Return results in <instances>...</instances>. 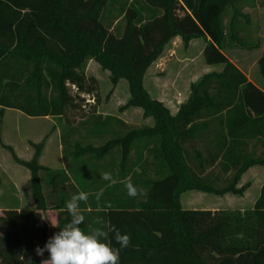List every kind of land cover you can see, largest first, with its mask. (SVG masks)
I'll list each match as a JSON object with an SVG mask.
<instances>
[{
    "label": "trees",
    "instance_id": "1",
    "mask_svg": "<svg viewBox=\"0 0 264 264\" xmlns=\"http://www.w3.org/2000/svg\"><path fill=\"white\" fill-rule=\"evenodd\" d=\"M111 1L0 0L2 109L60 117L67 125L83 120L85 96L97 92L96 80L84 71L93 60L108 71L113 86L127 82L129 97L122 107H137L153 121L133 127L97 115L94 107L89 112L98 128L94 134L108 132L111 123L117 128L98 146L76 141L67 155L99 162L117 150L111 184L86 185L77 169H68L79 188L73 186L64 170L39 164L43 141L34 145L29 160L13 154L29 171L34 207L0 209V264H43L48 253L38 256L35 248L52 236L46 212H55L53 233L59 231L71 219L65 204L78 191L88 193L80 205L85 232L99 227L100 220L113 246L119 247L112 226L130 237L119 264H264V183L252 206L243 210L181 204L188 190L241 195L247 187L238 186L242 174L264 165V88L223 52L229 42L244 45L235 27L241 0H114L110 6ZM108 8L115 11L110 19ZM176 36L183 47L202 38L206 64L221 69L190 83L188 99L172 114L150 96L143 76ZM257 67L264 78V48ZM248 144L260 146L261 153L246 151ZM131 154L136 159L130 163ZM109 169L113 173V162ZM44 181L51 192L46 193ZM129 182L138 189L135 198L127 195Z\"/></svg>",
    "mask_w": 264,
    "mask_h": 264
},
{
    "label": "rangeland",
    "instance_id": "2",
    "mask_svg": "<svg viewBox=\"0 0 264 264\" xmlns=\"http://www.w3.org/2000/svg\"><path fill=\"white\" fill-rule=\"evenodd\" d=\"M113 2L114 0L110 2V6ZM240 6L242 8V15L238 18L235 27L237 28V37L241 39V43L244 45L235 41L229 42L223 49V52L231 61L240 66L254 84L260 88H264V78L261 77L257 67V59L260 51L264 48V0H241ZM107 13V19H110L115 11L108 8ZM107 13L105 17H107ZM231 15L232 10L228 8L223 20L227 35ZM119 19L120 17L116 21ZM203 44L202 38H196L192 39L187 47H183L181 39L174 37L167 43L162 54L144 72V87L152 98L164 103L171 113H175L179 104L188 99L190 83L198 80L207 71L220 70V65L206 64L202 54ZM84 71L87 77H93L96 80L97 92L94 97H92L93 95L85 96V117L83 120L78 119L73 122L70 125V132L67 124L58 117L53 118L51 121L34 120L31 123L32 125H24L21 121H18L19 123L21 122L20 128L22 129V133L26 132L29 128L35 130V133H37L34 137L36 143L30 141L33 152L34 145L41 141H43V145L45 143L48 145L49 151H52L54 146L60 144L63 157L66 159L67 152L73 149L76 141L84 145L90 143L95 146L105 142L110 138V131L116 129L117 126L111 123L108 132L94 134L93 132L98 128L89 116V112L93 107L97 115L99 114L102 117L110 116L114 119L118 118L133 127L152 124L151 118L142 117L141 109L137 107H122L129 97L127 82L124 79L119 80L113 86L110 83L108 71L103 70L93 60L86 62ZM6 111L12 114L13 112L11 111L14 110L6 109ZM10 121L12 126H14L16 121ZM56 130L59 131V136L53 134ZM10 134L13 136L12 131H10ZM114 151L103 158L101 166L103 172H107L106 169L115 159L118 162L119 154L117 150ZM13 154L16 156L12 147L0 143V160L5 164L4 168H0V209L30 204V178L28 181L26 176L29 171L14 160ZM135 159V154H131L130 163L134 162ZM13 165H15V168L17 166L20 169L16 173L18 188L15 182L9 178L15 169ZM146 176H151V171H148ZM69 180L72 181V185L74 186L73 183L76 182L73 176L70 175ZM244 183L242 181L238 186H242ZM16 192H20L21 201L16 202ZM249 201L245 199L240 200L239 195L224 194L217 196L197 190H188L181 195V204L185 209H240L248 207L250 205ZM51 234H53L52 227Z\"/></svg>",
    "mask_w": 264,
    "mask_h": 264
},
{
    "label": "crops",
    "instance_id": "3",
    "mask_svg": "<svg viewBox=\"0 0 264 264\" xmlns=\"http://www.w3.org/2000/svg\"><path fill=\"white\" fill-rule=\"evenodd\" d=\"M178 37V36H176ZM180 38V37H179ZM190 43V42H189ZM204 46V44H203ZM263 50V49H262ZM261 53V51H260ZM229 59V58H228ZM230 60V59H229ZM231 61V60H230ZM242 73L243 70L240 68L239 65L235 64L233 61H231ZM221 69V67H220ZM220 71V70H219ZM211 72L207 71L206 73ZM218 72V71H216ZM205 74V73H204ZM244 75L247 77V75L244 73ZM248 78V77H247ZM249 79V78H248ZM250 80V79H249ZM251 81V80H250ZM256 85V84H255ZM158 100V99H157ZM160 101V100H159ZM164 104V103H163ZM166 106V105H165ZM167 107V106H166ZM7 108L2 109L0 107V143H3L5 145H8L12 147L13 151L15 152L17 158L21 160H29L33 154L30 141L36 143L34 140L35 136L37 133H35V130H32L29 128L26 132L22 133V129L20 128V123L22 122L24 125H32L31 123L34 122V120H49L51 121L55 117H50V116H45V117H29L21 113L20 111L14 110L11 111V113H7L6 111ZM13 110V109H10ZM11 114V115H10ZM174 114V113H172ZM60 118V117H58ZM10 120L16 121L14 126H12V123ZM10 121V122H9ZM18 121H21L20 123ZM48 122V121H46ZM65 123V122H64ZM127 124V123H126ZM70 130V125H67ZM10 131L13 132V136H11ZM56 136H59V131L56 130V132H53ZM249 146L247 147L246 151H251L254 152L255 154H260L262 151V148L260 146L252 147V144H248ZM39 164L42 166H45L49 168L52 171H57V170H64L66 175L70 178V172L68 169L76 170L77 176L82 177V181L85 182L86 185L89 184H95L103 181L102 173H104L101 169L102 166V160L99 162H95L94 160H89L87 157H80V158H72L71 156L67 155L66 159L63 157L62 154V147L60 144L57 146H54L52 151H49L48 145L45 143L42 147L41 153L38 158ZM116 165H117V160L115 159L113 161V173L112 169H109L108 172L111 173V175L115 176L116 175ZM5 164L0 160V168H4ZM15 168V165H13ZM66 167H68L66 169ZM18 167L13 171V174L9 176V178L15 182L16 187L18 188V184L16 183L17 181V175L16 173L18 172ZM27 179L29 181L30 175L27 172ZM46 174H44V177ZM116 178V177H115ZM128 179V177H127ZM244 181L247 185L246 189L244 192L239 195L240 200L245 199V200H250L249 206L246 208H249L252 206L254 201L259 195L260 188L262 184L264 183V165H255L250 168H248L241 176L240 182ZM72 182V181H71ZM75 187L77 185L73 183ZM90 185V186H91ZM43 187L46 188V193L51 192L53 190L52 186L46 185V182L44 181ZM92 187V186H91ZM79 188V187H77ZM20 192L15 193V200L16 202L21 201V197L19 196ZM17 204V203H16ZM34 207V201L30 199V204L26 206L22 205H15L12 207H7V208H16V209H21V208H33ZM246 208H240V210L246 209ZM4 209V208H2ZM208 210L215 211L213 208H208ZM48 220L50 224L55 226L56 223V214L54 211H47L46 212ZM54 228V226H52Z\"/></svg>",
    "mask_w": 264,
    "mask_h": 264
},
{
    "label": "clouds",
    "instance_id": "4",
    "mask_svg": "<svg viewBox=\"0 0 264 264\" xmlns=\"http://www.w3.org/2000/svg\"><path fill=\"white\" fill-rule=\"evenodd\" d=\"M101 178L109 184L114 183L110 172L102 173ZM125 188L129 197L135 198L138 195L137 187L131 182L127 183ZM102 194V191L98 192L96 199L99 200ZM87 200L88 193L78 191L66 202L65 208L71 219L59 228V231L54 232L43 247L35 248L38 256L48 253L43 264H119L120 252L128 247L130 237L127 234H121L115 226H112L110 231L114 233L113 238L119 247L113 246L108 239V232L104 230L103 221L100 220L96 222L100 225L99 227L85 232L81 228L85 216L80 205Z\"/></svg>",
    "mask_w": 264,
    "mask_h": 264
}]
</instances>
